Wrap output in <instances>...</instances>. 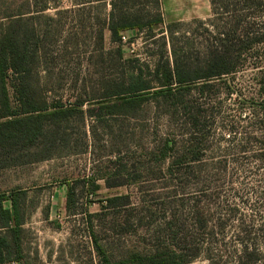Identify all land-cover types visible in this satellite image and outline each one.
Here are the masks:
<instances>
[{"label":"rangeland","instance_id":"1","mask_svg":"<svg viewBox=\"0 0 264 264\" xmlns=\"http://www.w3.org/2000/svg\"><path fill=\"white\" fill-rule=\"evenodd\" d=\"M25 1L0 0V13L24 9ZM60 1L68 7V1ZM56 11L50 7L45 14L53 17ZM259 12L255 21L263 30L264 9ZM164 15L167 22L175 17ZM72 18L67 14L60 27L50 28V56L39 71L48 101L70 104L79 97L99 95L102 78L117 76L110 67L112 55L101 61L103 53L91 39V24L79 39L66 40ZM192 31L195 26L181 29L178 48L191 44ZM126 38L124 57L152 65L162 42L156 45L134 33ZM195 40L196 50L199 39ZM104 48H115L109 32ZM263 51L261 46L257 59L253 55L237 73L215 80L211 94L186 92L183 101L188 109L181 107L178 115H166L161 105L147 103L134 117L110 121L108 126L89 117L85 123L75 119L68 130L69 145L61 153L0 169V193L24 194L25 264H102L87 224L90 218L112 263L131 253L169 248L170 222L180 239L195 245L190 256L198 255L191 264H240L245 244H253L264 258V166L256 157L260 146L250 142L259 136L251 110L260 98ZM254 62H260L258 68ZM198 109L206 122L205 147L198 149L200 160L186 163L184 176L173 174L171 159L163 161L160 151L167 140L180 142V154L197 149L191 139L200 134L190 126V118ZM68 187L75 199L72 210L65 208ZM113 198L118 201L108 202Z\"/></svg>","mask_w":264,"mask_h":264},{"label":"trees","instance_id":"2","mask_svg":"<svg viewBox=\"0 0 264 264\" xmlns=\"http://www.w3.org/2000/svg\"><path fill=\"white\" fill-rule=\"evenodd\" d=\"M66 1L69 5L63 8L60 0H26L24 9L0 13V169L50 160L54 153L58 155L69 145L68 130L75 119L85 123L89 117L95 124L108 126L110 121L134 117L147 103L161 105L166 115H178L180 109H188L183 101L186 92L200 97L211 94L215 80L237 73L251 56L257 59L259 48L264 46V28L255 21L264 9V0H210V17L190 22H167L162 0ZM50 7L57 10L53 17L45 14ZM67 14L73 15V24L66 40L79 39L91 24V39L103 53L101 61L106 62L105 57L112 55L110 67L117 72V76L102 78L99 95L92 94L88 100L79 97L70 104L59 99L48 101L44 95L48 91L42 89L43 79L39 78V71L50 56L47 49L50 28L60 27ZM68 24L66 21L63 30L67 31ZM190 26H195V31L190 32L191 44L178 48L176 42L181 37L177 35L183 27ZM105 32L110 33L114 50H105ZM129 33L136 37L143 35L156 45L162 42L159 52L153 54L152 65L124 57L122 38ZM195 39H199L196 50ZM68 46L66 42L64 50ZM259 63L254 62V68ZM261 75L260 98L251 110L259 136H252L250 142L260 146L261 152L256 157L264 166V71ZM88 103L90 106L85 109ZM199 109L190 118V126L200 134L191 139L197 149L180 154V142L167 140L160 151L163 161L171 159L169 168L173 174L184 176L186 163L200 160L198 149L205 147L206 122ZM116 201L117 198L108 200ZM74 205L73 190L68 187L67 209L72 210ZM23 206L24 194L0 193V264H25ZM90 221L87 222L92 229L90 235L102 264H191L198 255L190 256L195 245L185 237L180 239L181 234L170 222L166 224L168 231H172L169 248H158L149 254L131 253L126 259L112 263ZM239 259L240 264H264L253 244H245Z\"/></svg>","mask_w":264,"mask_h":264},{"label":"crops","instance_id":"3","mask_svg":"<svg viewBox=\"0 0 264 264\" xmlns=\"http://www.w3.org/2000/svg\"><path fill=\"white\" fill-rule=\"evenodd\" d=\"M162 2L164 13L175 16L169 22L205 19L211 14L210 0H162ZM65 208L67 209L66 203Z\"/></svg>","mask_w":264,"mask_h":264},{"label":"built area","instance_id":"4","mask_svg":"<svg viewBox=\"0 0 264 264\" xmlns=\"http://www.w3.org/2000/svg\"><path fill=\"white\" fill-rule=\"evenodd\" d=\"M122 39H123V42H124V43H126V42H127V38H126V36H123V38H122Z\"/></svg>","mask_w":264,"mask_h":264}]
</instances>
